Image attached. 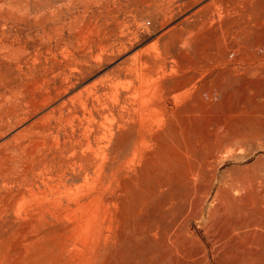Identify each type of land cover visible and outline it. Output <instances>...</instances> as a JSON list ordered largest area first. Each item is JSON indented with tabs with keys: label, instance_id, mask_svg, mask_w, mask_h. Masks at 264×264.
<instances>
[{
	"label": "rangeland",
	"instance_id": "obj_1",
	"mask_svg": "<svg viewBox=\"0 0 264 264\" xmlns=\"http://www.w3.org/2000/svg\"><path fill=\"white\" fill-rule=\"evenodd\" d=\"M55 17L63 21L58 33L38 27ZM233 23L245 28V51L240 66L227 67L240 75H225L208 97L204 88L214 77L206 62L228 50L216 34ZM41 41L51 49L40 48L35 56ZM23 45L36 68H61L48 87L61 86L62 92L21 108L12 104L23 99L25 87L8 92L0 86V264H172L184 243L191 249L197 246L192 239L205 243L204 234L215 228L204 221L209 212H215L214 220H260L264 0H0L3 85L11 77L25 80L12 69L15 49ZM249 46L256 51L251 73ZM205 64L180 89L182 98L162 103L171 81ZM46 87L33 84L29 90L37 96ZM140 91L146 93L142 112ZM62 102L66 108L51 113ZM12 108L17 112L10 113ZM44 124L47 134L40 136L35 127ZM204 157L215 170L208 190L191 173ZM198 205L202 213L192 214ZM179 218L187 221L173 236L172 223ZM254 237L264 249V237Z\"/></svg>",
	"mask_w": 264,
	"mask_h": 264
},
{
	"label": "bare ground",
	"instance_id": "obj_2",
	"mask_svg": "<svg viewBox=\"0 0 264 264\" xmlns=\"http://www.w3.org/2000/svg\"><path fill=\"white\" fill-rule=\"evenodd\" d=\"M62 10V9H61ZM5 12V11H4ZM8 12H11V11H8ZM14 13V12H13ZM12 13V14H13ZM62 13V11H61ZM7 14V13H6ZM9 14V13H8ZM8 14L5 16L7 17V19H10L8 18ZM10 14V15H12ZM58 14H60L59 10H58ZM17 15V14H16ZM61 15V14H60ZM3 16V18H4ZM62 17V15H61ZM12 18V17H11ZM51 18V17H50ZM56 20L55 22L51 23L49 21V19H46L44 18V20H40L39 23H38V27L41 28V30L43 29H47V30H52L57 32L62 28L63 26V21L61 22L59 18L55 17ZM54 18V19H55ZM13 19V18H12ZM11 20V19H10ZM52 21H54L52 19ZM37 27V28H38ZM245 28L243 26H241L240 24L238 23H233V24H230V25H227L225 26L224 28L220 29L218 31V33L216 34V37L217 39H221L223 41H226L227 45H228V50L225 52V53H222V54H217L216 56V59H211L212 61L210 62H206L208 65H210V67H212V73L211 75H213V82L214 85L211 83V80H210V86L207 85V87H205L204 89L207 91V94H208V97L212 96L213 94L216 93L217 89L220 87V83L219 82H222L223 81V77L226 75L229 76V77H237L240 75V73L237 72L238 69H236L235 67H231L230 65V68L227 67L229 64H234V65H237L240 66L241 65V61H242V53H244L245 49L244 47L242 46L243 44V41L241 40V36H242V33H243V30ZM40 30V31H41ZM46 31V30H45ZM51 32V33H52ZM54 32V33H55ZM56 35H59L57 34ZM41 34H44L43 32ZM50 35V33H49ZM55 35V36H56ZM43 36V35H42ZM41 36V37H42ZM47 37L46 36L45 40H47ZM39 38H40V35H39ZM42 39V38H41ZM61 38L59 37L58 40H60ZM50 40H53V39H50ZM56 40V41H58ZM54 41V42H56ZM51 43V42H50ZM57 44V43H56ZM51 46L49 45V42L47 41H44L42 42L41 41V44L39 45V47L36 48V52L33 53L35 56H37V54L39 53V50L40 48H44L46 51H50V48ZM241 49L243 51H241ZM13 51V50H11ZM18 51V52H17ZM15 53H16V56L13 57V70L17 73V74H23L25 80L24 81H21L20 79L16 78V77H11L9 79H7L5 81L6 84L3 85V83H0V86L3 87L4 89H6L8 92H12L13 89H18V91H22V86L25 87L23 92H25L24 96H23V99L19 102L16 103V101L10 104H12L11 106L12 107H17V105H21L20 107H24V108H27V105L28 104H35V103H39V102H45V101H49L50 99H53L55 95H58L60 92H62V90L60 91V88L61 86L57 87V86H53V87H48V84H49V80L50 79H54L56 76H58L59 74L63 73L61 71V68H60V71L55 73L53 72L52 70L48 71L47 72V68L46 67H39V68H36V60L34 58V55H29V53L27 52V49L26 47L23 45V46H18L17 49H15ZM247 56L249 57V61L248 63H246L247 65V68L248 69H251L248 70L251 72H254V68L255 67V61H256V51L252 48V46H249V48L247 49ZM207 64L205 65H194V68L188 72L190 73L189 75H187L182 81H175L176 83H169L168 86L165 87L164 89V92L166 91V95H165V101L162 102V103H165L166 106L170 105V100H175L177 98H182L184 95H185V91L183 92H179L180 89H183L185 86H188L190 84V81L193 79V77H195V73H196V70H199L203 67H205ZM143 65V64H142ZM25 66V71L22 70V67ZM141 66V65H140ZM139 66V67H140ZM145 66V65H144ZM222 67L221 70H225V72L223 71H219V72H215L217 71L216 68L217 67ZM143 68V66H142ZM243 69V68H242ZM241 69V70H242ZM245 69V68H244ZM247 70V69H246ZM247 71V73H248ZM214 72V73H213ZM223 72V74H222ZM243 72V70H242ZM36 74L39 76L37 78ZM46 74H49L51 77L50 78H47ZM245 74H246V71H245ZM249 74V73H248ZM254 74V73H253ZM252 74V76H254ZM65 75V74H64ZM139 76H142L139 75ZM243 76V75H242ZM141 78V77H140ZM241 78V77H240ZM245 78H248V77H245ZM250 78V76H249ZM228 79V78H227ZM62 80H66V76H63ZM230 80V79H229ZM143 82V80H142ZM168 82V81H166ZM62 83V82H61ZM224 83V82H223ZM33 84H37V85H40V84H45L46 89L42 92V93H39L37 96H35V93H33L30 89L31 85ZM59 84V83H58ZM142 84V83H141ZM166 84V83H165ZM222 84V83H221ZM54 85V84H53ZM143 85V84H142ZM246 85V84H245ZM242 84V87L245 86ZM141 86V85H140ZM165 86V85H163ZM247 86V85H246ZM194 87V85L192 86ZM142 88V86H141ZM140 88V89H141ZM164 88V87H163ZM189 88V87H188ZM245 89V88H244ZM163 90V89H162ZM161 90V91H162ZM246 90V89H245ZM15 92V90H13ZM146 91V90H144ZM4 91H2L3 93ZM17 92V91H16ZM178 92V93H177ZM161 93V92H160ZM12 94V93H11ZM14 94V93H13ZM12 94V95H13ZM144 94L146 95L145 92L143 91H140V94L138 96L139 98V102L137 104L139 110L142 111H145V109L147 108L146 107V104H145V98H144ZM153 94V93H152ZM1 95V94H0ZM161 96V95H160ZM16 97V96H15ZM146 99L150 98L149 95L148 96H145ZM148 97V98H147ZM154 97V96H152ZM155 98V97H154ZM163 98V96H162ZM2 99V98H1ZM14 99V98H13ZM12 99V100H13ZM18 99V98H16ZM161 99V98H159ZM163 99V100H164ZM15 100V99H14ZM153 101V100H152ZM162 101V99H161ZM81 103V108L83 110L82 114H84V110L86 109V102L85 101H80ZM152 103V102H151ZM158 104V103H157ZM160 104V103H159ZM151 104L147 105L148 108H150ZM164 105V104H163ZM153 106V105H152ZM162 106V105H161ZM66 108V103L65 102H62L60 103L57 107L53 108L51 110V113L52 112H58L59 114L61 113V111L63 109ZM158 108V107H157ZM14 109L15 111L14 112H10V113H15L17 112L15 108H12ZM169 109V108H168ZM175 109V108H174ZM180 109V108H179ZM18 110V109H17ZM183 111V109H181ZM189 110V109H188ZM186 110V111H188ZM191 110V109H190ZM19 111V110H18ZM158 111V110H157ZM171 111H173L171 109ZM185 111V110H184ZM192 111V110H191ZM7 112V111H6ZM152 112V111H151ZM4 113V112H3ZM147 113V112H146ZM155 113V112H154ZM191 113V112H190ZM1 114V113H0ZM9 114V113H8ZM88 114V120L91 122L93 121V117H90V111L87 112ZM185 113H183L184 115ZM188 114V113H187ZM16 116H18V114L16 113L15 114ZM144 115V113H143ZM154 115L156 114H153V118H154ZM173 115V114H172ZM186 115V114H185ZM194 115V114H193ZM7 116V115H6ZM58 116V115H57ZM60 116V115H59ZM140 116V115H139ZM147 116V115H146ZM192 115H190L191 117ZM73 117H76L75 113L73 114ZM62 118V117H61ZM151 117V119H153ZM157 118V117H156ZM159 118V117H158ZM16 119V118H14ZM45 118H42L40 119L39 121H44ZM71 119V118H70ZM92 119V120H91ZM146 119V118H145ZM161 120V119H160ZM2 121V120H1ZM158 121V120H156ZM39 122V123H40ZM89 122V123H90ZM140 122V121H139ZM138 122V123H139ZM1 123V122H0ZM38 122H34L33 125H38L39 124ZM88 123V122H87ZM86 123V124H87ZM88 123V124H89ZM41 124V123H40ZM47 125L44 124V126H36L35 129H38L37 133L39 132V134H41L40 136H46V131L48 130L47 129ZM2 128V127H1ZM145 136V135H144ZM87 137V136H86ZM146 137V136H145ZM139 143V142H138ZM143 143V142H142ZM89 144V141H88V138L86 139V146H88ZM17 145V144H16ZM219 147H222L221 145H219ZM18 148V146H17ZM135 148V147H134ZM218 152V150L216 151ZM218 154V153H217ZM40 155V154H39ZM38 156V155H37ZM43 157V155H41ZM16 157H18L16 155ZM20 157H22L20 155ZM40 157V156H38ZM41 157V158H42ZM10 158V157H9ZM19 158V157H18ZM45 159V158H44ZM16 160V158H15ZM23 160V159H21ZM26 161V160H25ZM33 161V160H32ZM40 161V160H39ZM13 162H16V161H13ZM20 162V161H19ZM12 163V162H11ZM10 163V164H11ZM17 164V163H16ZM206 165L207 164H210V159L209 157H204L202 159V162L200 163H197L195 166H194V169L192 170V174L197 177V179H199V182L204 184L208 189H210L211 187V184H212V181L214 180V177H215V170H214V166L212 164H210V167L208 168V166L206 168H203L202 165ZM12 166V165H11ZM28 168V167H27ZM29 170V169H28ZM26 171V170H25ZM190 173V171L188 172ZM252 174V173H251ZM262 177L263 174H261ZM185 176V175H184ZM194 177V178H195ZM238 177V176H237ZM243 177V176H242ZM193 178V180H194ZM232 178V177H231ZM239 178V177H238ZM241 178V176H240ZM247 178V177H246ZM260 178V177H259ZM191 179V178H190ZM195 179V180H197ZM19 180V179H18ZM249 180V178L247 179ZM245 181V180H244ZM20 182V181H19ZM58 182L60 183L61 182V179L58 177ZM225 182V181H224ZM235 182V180H234ZM241 182V181H239ZM188 183V182H187ZM197 183V181H196ZM228 183V182H227ZM230 183V182H229ZM237 183V182H236ZM248 183V182H247ZM20 184V183H19ZM240 184V183H239ZM244 184V183H242ZM241 184V185H242ZM185 185H186V182H185ZM195 185V184H194ZM226 185V184H225ZM229 185V184H228ZM232 185V183H231ZM240 185V188H242ZM249 185V184H247ZM188 186V185H187ZM264 186V185H263ZM196 187V186H195ZM204 187V186H203ZM227 187V186H226ZM230 187V186H228ZM245 187V186H244ZM199 188V187H198ZM236 188V187H235ZM192 189V188H191ZM227 189V188H226ZM230 189V188H229ZM238 189V188H237ZM206 190V191H207ZM218 190V189H217ZM224 190V189H223ZM244 190V189H243ZM247 190V189H246ZM244 190V191H246ZM189 191V190H188ZM194 191V190H193ZM202 191V189H201ZM200 191V192H201ZM219 191V190H218ZM217 191V193H218ZM254 191V190H253ZM187 192V191H185ZM184 193L187 194V193ZM195 192V191H194ZM220 192V191H219ZM258 192V191H256ZM260 192V191H259ZM189 193V192H188ZM205 193V192H204ZM208 193V192H207ZM238 193V192H237ZM241 193V192H240ZM263 193V191H262ZM200 194V193H199ZM229 194V193H228ZM260 194V193H258ZM258 194H256V196H258ZM193 195V193H192ZM222 195V194H221ZM194 196V195H193ZM196 196V195H195ZM194 196V197H195ZM199 196V195H198ZM197 196V197H198ZM205 196V195H204ZM232 196V195H231ZM244 196V195H243ZM261 196V195H260ZM201 197H202V193H201ZM233 197V196H232ZM236 197V196H235ZM246 197V196H245ZM192 198V197H191ZM250 198V197H249ZM263 198V196H262ZM187 200V198H185ZM189 199V198H188ZM193 199V198H192ZM205 199V198H204ZM203 199V200H204ZM106 200L110 201L109 197L106 198ZM197 200V199H196ZM195 200V201H196ZM200 200V198H199ZM239 200V199H238ZM237 200V201H238ZM185 201V200H184ZM235 201V200H234ZM235 201V202H237ZM249 201V199H248ZM255 201V199H254ZM258 201V200H256ZM203 202V201H202ZM251 202V200L249 201ZM188 203V202H187ZM185 204V203H184ZM224 204V203H223ZM190 205V204H189ZM186 206V205H184ZM191 206V205H190ZM200 206V205H198ZM202 206V205H201ZM201 206L197 209V210H193L195 214H201L202 213V208ZM253 206V205H252ZM197 207V206H195ZM216 207V206H215ZM258 207V206H256ZM191 209V208H190ZM220 209V208H219ZM189 210V208L187 209V211ZM213 210V209H212ZM221 210V209H220ZM253 210V209H251ZM260 212L258 211L256 214H258L259 216V219L260 220H214L213 215L215 214V212L213 213L212 212H209L208 215H206V219L207 220H204L207 224L214 226L215 228L214 229H209L207 230L208 232L206 234H204V238H205V243L201 240H197V239H192L195 241L196 243V248L195 249H191L190 246H188L186 243H184V245H182V255L180 256V258H177V253L178 251H176V258L173 259V262H171L172 264H209L210 261L213 262V264H258L255 260V257L256 256H259L261 258L264 257V249H261V248H258L257 247V244L258 240H256V238L254 237V235L256 234H259L260 237L259 238H262L261 236L264 237V204H261L260 205V208H259ZM218 211V210H217ZM191 212V211H190ZM204 212V211H203ZM191 214V215H192ZM239 215V214H238ZM180 216V215H179ZM182 216V215H181ZM193 216V215H192ZM237 217V215H235ZM173 217V216H172ZM220 217V216H219ZM196 218V217H194ZM244 218V217H243ZM250 218V215L249 217ZM180 220H174L173 221V225H172V235L174 236V234L176 233V231L181 227V225L183 223H185L187 220H182L181 218H179ZM185 219V218H184ZM210 219H213V220H210ZM224 219V218H223ZM237 219V218H236ZM240 219V218H239ZM242 219V218H241ZM262 219V220H261ZM204 222V224H206ZM170 223V222H169ZM207 226V225H206ZM205 227V226H204ZM208 228H211L209 226H207ZM213 228V227H212ZM169 230V229H168ZM205 230V229H204ZM171 232V231H170ZM179 234V233H178ZM177 234V236H178ZM189 234V233H188ZM164 235V234H163ZM239 236L242 237V240H239ZM167 238V237H166ZM169 238V237H168ZM167 238V240H168ZM172 238V237H171ZM175 238V237H174ZM177 238V237H176ZM175 238V239H176ZM209 238V239H207ZM263 239V238H262ZM178 240V239H177ZM191 240V241H192ZM254 240H256L254 242ZM164 241V240H163ZM176 241V240H175ZM180 241V240H179ZM229 241L233 242L234 244H230L229 247L225 248L227 244H229ZM178 242V241H177ZM190 242V240H189ZM209 244V247L206 246V244ZM264 243V242H263ZM262 243V244H263ZM165 244V242H164ZM261 244V246H262ZM259 245V244H258ZM194 246V245H193ZM165 256V255H164ZM264 259V258H263ZM259 262V261H258ZM261 263V262H260ZM259 263V264H260ZM261 264H264L261 263Z\"/></svg>",
	"mask_w": 264,
	"mask_h": 264
}]
</instances>
